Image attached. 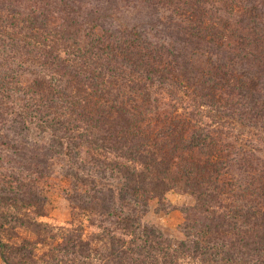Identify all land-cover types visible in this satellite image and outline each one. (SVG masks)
Wrapping results in <instances>:
<instances>
[{
    "label": "trees",
    "instance_id": "trees-1",
    "mask_svg": "<svg viewBox=\"0 0 264 264\" xmlns=\"http://www.w3.org/2000/svg\"><path fill=\"white\" fill-rule=\"evenodd\" d=\"M204 116L264 130V0H0V257L264 264V161ZM57 177L102 253L39 220ZM176 189L178 248L144 220Z\"/></svg>",
    "mask_w": 264,
    "mask_h": 264
},
{
    "label": "rangeland",
    "instance_id": "rangeland-1",
    "mask_svg": "<svg viewBox=\"0 0 264 264\" xmlns=\"http://www.w3.org/2000/svg\"><path fill=\"white\" fill-rule=\"evenodd\" d=\"M135 11L129 13L132 16ZM156 99L151 100L153 107L165 106L170 100L167 96L153 95ZM160 100V102H159ZM166 110L161 109V113ZM183 112V111H180ZM159 117V115L157 116ZM225 124L221 126L219 123ZM228 124L227 117L225 122L221 118L215 119L214 117L204 116L200 124L201 128L209 129L217 132L223 129L224 136L227 131H233L232 140L237 142L240 147H247V150L253 151L255 155L264 161V130L254 126H242L239 123L230 122ZM233 124V125H231ZM230 127V128H229ZM233 127V129H231ZM238 168V167H237ZM230 168L231 173L228 178L232 179L233 176H238L242 170L239 168ZM233 180V179H232ZM244 182V181H243ZM69 182L61 178H54L46 188L47 194L50 198L49 212L47 216L39 218L40 221L48 224L49 231L55 237L54 242H61L64 233L78 230L85 241L89 242L92 248L99 253H102L103 242L101 238L104 236V229L97 223L89 218L87 214L81 213L74 209L69 200L66 198V190L69 188ZM195 201L192 197L186 195L181 190H172L165 196L161 202L152 205L149 212L144 216L145 222L155 225L162 229L164 234L171 239L174 248H178L181 242L185 240L183 225L187 219L186 213L188 210L193 209ZM47 239L48 236H42ZM30 238L38 240V235H30ZM123 238H128L124 236ZM60 244V243H57ZM52 247L48 245H39V251L36 254L35 263L37 264H51L53 256L51 255ZM61 261L62 259L59 258ZM20 262V261H19ZM18 262V264H19ZM0 264H7L0 257ZM65 264V263H62ZM91 264H106L98 257H94ZM177 264H200L188 257H182L177 260Z\"/></svg>",
    "mask_w": 264,
    "mask_h": 264
}]
</instances>
